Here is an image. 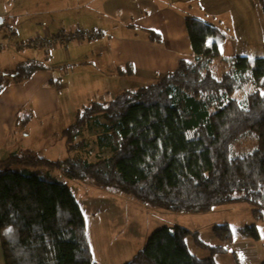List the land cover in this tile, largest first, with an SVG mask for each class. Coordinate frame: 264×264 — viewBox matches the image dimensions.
Here are the masks:
<instances>
[{
    "label": "trees",
    "instance_id": "obj_1",
    "mask_svg": "<svg viewBox=\"0 0 264 264\" xmlns=\"http://www.w3.org/2000/svg\"><path fill=\"white\" fill-rule=\"evenodd\" d=\"M264 17V0H256ZM193 60L155 82L125 89L111 100L78 108L61 131L68 156L49 160L29 150L0 161V246L5 264H96L80 206L64 183L52 175L85 181L130 196L143 206L175 213H206L224 204L249 203L252 213L264 206V57L223 58L219 31L205 20L185 16ZM226 69L216 76L214 62ZM48 67L26 61L0 73V93L10 83L27 80ZM252 90L243 99L234 93ZM25 126L29 116L17 119ZM96 128L95 143L106 157L94 162L78 155L86 147L85 130ZM253 137L249 151L233 153ZM242 144H239L240 147ZM236 151V149H235ZM224 243L232 238L227 224L214 225ZM239 234L258 241L254 225ZM209 251L199 259L185 239ZM222 246H208L197 232L161 227L124 264H214ZM261 264H264L262 262Z\"/></svg>",
    "mask_w": 264,
    "mask_h": 264
},
{
    "label": "crops",
    "instance_id": "obj_2",
    "mask_svg": "<svg viewBox=\"0 0 264 264\" xmlns=\"http://www.w3.org/2000/svg\"><path fill=\"white\" fill-rule=\"evenodd\" d=\"M185 16L205 20L218 29V49L223 58L264 57V17L256 0H0V73L13 70L26 61H37L48 67L35 71L27 80L8 84L0 93V161L25 150L46 159L48 154H62V126L54 124V115L61 112L62 100L58 90L62 89V83L55 77V68L62 70L78 65L87 72L90 68L95 69L102 78L115 75L121 92L132 86L136 88L155 82L164 73L175 69L181 59L193 60ZM76 30L97 31L96 38L82 39L92 40L88 43L91 45L82 47H91V52L84 57L97 58V66H90L86 59L71 60L70 52H62L63 44L56 47L55 43L50 52L34 46L30 47L38 51L24 49L28 46L15 48L8 45L22 44L36 37H63ZM38 52H43L47 59H42ZM104 57L106 62L102 61ZM217 63L222 64V71L226 69L223 61L217 60L214 65ZM28 116L27 124L20 127L19 139H15L18 117ZM59 133V137L49 140ZM23 137L30 139V143L24 144ZM36 138L41 139L42 146L45 143L49 146L42 154L36 152L37 145H40ZM49 149L57 151L52 154ZM144 209L151 216L156 212L147 206ZM141 214L144 215L143 209ZM103 215L104 212L98 214L97 219ZM83 217L96 264H124L135 255V252H126L125 245L112 244L108 224L105 225L107 229L96 223L94 229H88L84 214ZM231 240L222 243L217 238L219 244L212 245L201 241L226 250L212 256L215 264V256L229 252L227 246ZM253 241L241 239L244 247L247 244L252 246ZM201 249L208 253L199 259L210 257L207 249ZM241 251H235L233 255H242ZM0 264H5L1 246Z\"/></svg>",
    "mask_w": 264,
    "mask_h": 264
},
{
    "label": "rangeland",
    "instance_id": "obj_3",
    "mask_svg": "<svg viewBox=\"0 0 264 264\" xmlns=\"http://www.w3.org/2000/svg\"><path fill=\"white\" fill-rule=\"evenodd\" d=\"M79 31L81 30L66 33L67 35L62 37L63 45L56 42L55 46L57 47L62 45L63 53L70 52L71 60L86 59L88 60L90 66L95 67L97 66V58L91 56L84 57L91 52V47H82L87 45L89 42H92V40L82 41V39L96 38L98 36L97 31H81L89 33L90 35L87 37L81 38L72 36L77 34ZM91 33L96 34L91 35ZM8 45L17 48L16 44L12 45L8 43ZM74 45H81V47H75ZM8 49L9 48H7V50ZM24 49H28L27 51H38L34 47L30 46ZM38 53L42 59H47L45 58L43 52ZM102 61L106 62L107 58H102ZM70 66L73 68L66 67L62 70L58 68L54 69L55 77L58 82L62 83V89L58 90L59 98L62 100L59 106L61 112H57L54 115V124L55 126L60 124L59 126H62V130L73 122L74 114L78 108L86 106L91 102L111 100L121 90L120 84L117 82L115 75H113V78L110 76L109 78H102L101 75L96 73L93 68H90V71L87 72L85 70H81V67L78 65ZM222 69V64L217 63L213 66V71L216 76H220L223 72ZM65 85L67 86L65 87ZM133 88L135 87L132 86L131 89ZM251 90L252 88L249 86L238 90L234 93V98L243 99ZM60 117H62V120ZM52 124L53 122L51 125ZM21 126L22 125L17 124L14 136L15 139H19L20 137L19 133ZM52 135L53 132H51V136ZM59 136L60 133L57 134L56 137H51L49 140H54ZM96 136V128H93L85 130L82 133L81 138L76 139L77 141L84 139L87 143L83 150L78 151V155L82 158L86 157L91 162H94L98 156L106 157L109 155V151L107 150L99 151L95 143ZM21 141L24 144H28V142L30 143V139H26L24 137ZM36 141L40 144L37 145L36 152H40V154H42L44 150L46 151V148L48 149L49 146L44 140H42V143H45L43 146L41 145V139L36 138ZM239 144L242 145L239 147ZM239 144H236L233 147L234 154H239L241 153L240 151L251 150L255 144V139L253 137L245 138L242 139ZM56 151L57 150H51V153L53 154ZM47 156L48 159L51 158V160H55L54 158H58V160L66 158L68 153L64 146V140L62 139L61 155L48 154ZM52 175L58 181L66 184L75 194L74 196L85 216L88 229H94L95 223L99 224L101 228L103 227L104 229H107L105 225L108 224V228L110 229V233L108 235L110 241L112 244L120 243L123 246L125 245V247L128 248L125 250L126 252L133 254L134 252L136 253L138 250L142 249L151 232L161 227L180 226L192 232L198 229L199 236L205 243L210 245L215 243L219 244L211 229L214 225L227 224L232 231L233 240L228 242V253L218 254L215 256V264H261L264 262V206L261 207L260 213L254 214L252 213L254 207L251 204L234 203L220 205L208 213L200 214L182 212L175 213L153 209V211L156 212H154L153 216H151L150 214H146L142 204L135 201L130 196L119 192L115 188L104 189L90 184L87 180L80 181L70 179L65 176L61 169L54 170ZM92 203H94L93 206L90 205ZM142 209L144 210V215L141 214ZM102 212H104V215L97 219L98 214ZM250 225H254L256 229H258V232L260 233V240L258 242H251L253 243L252 246L247 244L244 247L241 243L242 237L239 235L237 229ZM185 241L190 253L195 255L197 258L204 253H208L207 251L198 248L194 244L191 236H188ZM248 243H250V241ZM92 246L94 248L95 256L97 257V251L94 244ZM239 250H242V255L240 254L235 257L233 253ZM109 255L110 254H108V256Z\"/></svg>",
    "mask_w": 264,
    "mask_h": 264
},
{
    "label": "built area",
    "instance_id": "obj_4",
    "mask_svg": "<svg viewBox=\"0 0 264 264\" xmlns=\"http://www.w3.org/2000/svg\"><path fill=\"white\" fill-rule=\"evenodd\" d=\"M96 34V33H91V35ZM89 33L86 32H81L79 31L77 34L72 35L73 37H87L89 36ZM56 42H59L62 44V37H36L33 38L27 42H24L22 44H16L17 47H23V46H34L36 48H42L46 51H49ZM3 45L6 43H2Z\"/></svg>",
    "mask_w": 264,
    "mask_h": 264
}]
</instances>
